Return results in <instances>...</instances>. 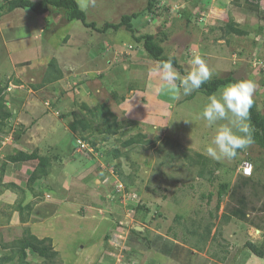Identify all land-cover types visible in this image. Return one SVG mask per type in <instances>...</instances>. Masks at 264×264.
<instances>
[{"label": "rangeland", "instance_id": "obj_1", "mask_svg": "<svg viewBox=\"0 0 264 264\" xmlns=\"http://www.w3.org/2000/svg\"><path fill=\"white\" fill-rule=\"evenodd\" d=\"M147 1L96 0L82 11L97 26L138 14L131 20L135 31L98 32L68 21L62 9L9 14L0 0V88L11 114L0 125L1 264H20L16 255L2 258L26 231L50 239L54 264H264L244 247L264 240V149L253 140L234 159H210L205 148L227 122L207 126L201 113L210 96L199 90L179 99L157 94L152 69L159 62L142 47V38L153 35L182 76L199 55L213 71L211 80L255 81L254 99L264 117V3L257 9L244 0H154L173 11L161 31L144 23ZM197 11L198 23L191 21ZM51 59L62 72L59 80H51ZM82 104L94 112L82 111L92 129L73 134L70 113ZM130 139L135 143L123 146ZM34 150L51 165L41 182L29 184L36 163L7 157ZM198 154L207 162H199ZM244 160L253 167L248 178L238 172ZM220 185L227 187L218 199ZM223 214L241 217L230 222ZM175 215L200 233L209 225L207 240L199 243L181 226L174 238ZM247 225L259 232L247 233ZM217 243L227 244V260L215 258L222 256ZM26 254L27 264H49L31 249Z\"/></svg>", "mask_w": 264, "mask_h": 264}, {"label": "trees", "instance_id": "obj_2", "mask_svg": "<svg viewBox=\"0 0 264 264\" xmlns=\"http://www.w3.org/2000/svg\"><path fill=\"white\" fill-rule=\"evenodd\" d=\"M238 1V0H237ZM244 3L247 4L250 7L257 8L259 9L263 3L264 0H244ZM5 7V12L6 13H12L17 9H29L33 13L37 15H43L46 14L50 8H55V9H62L66 12V19L68 21H73V20H79L82 22V24L85 27L91 28L93 30H96L98 32H105L107 30H113L117 31L121 27H124L127 31H133L132 25H131V20L136 19L138 17L137 13H131L130 15H123L121 16L120 20L117 23H110L106 22L102 26H97L93 22H88L86 14L82 9L79 8L77 2L75 0H39L36 2H32L30 0H4ZM154 0H148L146 9L148 11H152L154 7ZM240 2H237V5H239ZM195 16H192V19H195ZM196 22L195 20H191ZM153 27V26H151ZM229 29L231 32L236 33V34H243L241 31L236 30L235 28L229 26ZM143 39V49L146 53H148L155 61L161 62V61H166L169 58H165L163 56V49L160 45H157L153 41V35L147 34L144 36ZM105 46V45H104ZM173 60V65L175 67L181 68L176 63L175 58H172ZM51 70H56V73L54 76L51 77V80H59L61 78V71L57 67V63L55 59H51L48 63V71ZM49 74V73H48ZM243 78H233L232 76H228L226 78H217V79H212L206 84L202 85L201 89L199 91L203 93L206 96H211L213 93H215L221 86L227 85L229 83H235ZM4 90L5 88H0V125L3 123L5 120H7L11 114L9 110L5 106V100H4ZM192 97V96H190ZM102 110L107 111V106H101ZM82 111H88L89 114L94 115V112L88 110L87 106L81 105L79 109L73 110L70 113L71 116V121L68 123V128L73 134H81L85 131H90L91 125L93 124L90 120L86 118V115L82 113ZM107 115L111 117L113 120H115V116L107 111ZM250 124L252 128L254 129L253 133V140L262 148L264 149V117L259 113L257 110V102L254 99V104L252 108L250 109V116H249ZM106 123L108 121L106 120ZM114 129H118L117 125H113ZM109 128L106 131L107 134H109ZM91 143H93V138L89 139ZM135 143L134 139L128 140L123 146H128ZM95 149V148H94ZM115 154H117V151H114ZM186 156V155H185ZM197 158L199 159V162H207V159L203 158L202 155L198 154ZM7 161L10 163H23L27 161H34L36 164L33 167L31 174L28 178V183L29 184H34V182H41L47 174L48 170L51 165V160L50 158L46 156H41L37 153V150H34L31 153H27L24 151H17L14 155H10L7 157ZM191 163H194L192 160L189 159ZM198 161V160H197ZM203 165V163H202ZM4 169V166H2ZM219 167L218 163L214 164L213 170L208 171L209 175L212 176L214 174V171L217 170ZM2 169V170H3ZM203 169L201 167V170L199 172V175H203ZM227 186L225 185H220V191L218 193V199L222 197V192ZM27 209L30 208V205L26 206ZM216 210H218V204L216 206ZM26 217V216H25ZM222 217H224L225 220L230 219V217H238L240 218L241 215L236 216V214L231 215L229 214L228 216L226 214H223ZM181 217L179 215H175L174 217V223L175 226L170 228L171 235L174 238L178 237L177 234V229L178 227H183L184 228V233L191 234L193 236H197V239L199 240V243H203L207 238L209 237L210 234V229L209 225H205L202 229V233L199 231L197 232L196 228L189 227V226H184L183 223L180 224ZM192 228V229H190ZM186 229V230H185ZM183 231V230H182ZM198 233V234H197ZM215 233L219 234V231H216ZM132 234H137L135 230H132ZM138 235V234H137ZM221 234H219L220 236ZM215 237L213 236L211 241H214ZM49 238H45L42 240H38L35 236L31 235L28 233V231L25 232V235L22 239L18 240L15 242V246H12V254L10 256L3 257L2 260L4 261H10L13 259V255H16L20 261V264H27L26 258L27 254L26 251L28 249H31L34 253H36L39 257L43 258L45 262L49 264H54V258L56 256V252H54L51 248V243H50ZM262 244L259 246L256 244L257 242H252V241H246L244 244V247L254 256L258 258H264V240L261 241ZM219 250L222 253V256H215V258L225 261L227 257L225 256L227 251V244L223 245L220 243H217ZM197 247V246H196ZM198 248V247H197ZM201 250V248H198ZM1 264V263H0Z\"/></svg>", "mask_w": 264, "mask_h": 264}, {"label": "clouds", "instance_id": "obj_3", "mask_svg": "<svg viewBox=\"0 0 264 264\" xmlns=\"http://www.w3.org/2000/svg\"><path fill=\"white\" fill-rule=\"evenodd\" d=\"M77 3L82 10H87L89 7H95L96 0H77ZM158 7L159 5L154 4L152 11L146 10L147 15L144 23L146 26H153L162 31L166 26V21L170 19V13H173V11L171 9L169 13V9L167 11V8L162 10ZM154 11L153 22L149 24L146 19ZM163 13H166L167 17L162 23H158L159 15ZM201 15L198 11L193 14L197 23L202 21ZM189 55L186 57H189ZM190 65L187 75L182 76L173 66L171 57L166 61L157 63L152 69L158 81L155 89L157 94L179 99L181 94L184 96L191 95L211 80L213 71L203 57L194 56L190 61ZM257 87L255 81L241 79L223 86L218 96L213 94L208 98V102L201 113V118L207 122V126L218 125L221 121L227 122L219 124L214 137L205 148V153L210 159L215 161L234 159L237 157L239 150L248 148L254 142L249 116L250 109L254 104V93Z\"/></svg>", "mask_w": 264, "mask_h": 264}, {"label": "built area", "instance_id": "obj_4", "mask_svg": "<svg viewBox=\"0 0 264 264\" xmlns=\"http://www.w3.org/2000/svg\"><path fill=\"white\" fill-rule=\"evenodd\" d=\"M154 14H155V11L153 14L149 15V17L146 19L147 23L151 24L153 22L152 17ZM166 17H167L166 13L159 15V22L158 23H162L166 19ZM252 171H253L252 164L248 160H244L238 168L239 174L244 178L250 177L252 174Z\"/></svg>", "mask_w": 264, "mask_h": 264}, {"label": "crops", "instance_id": "obj_5", "mask_svg": "<svg viewBox=\"0 0 264 264\" xmlns=\"http://www.w3.org/2000/svg\"><path fill=\"white\" fill-rule=\"evenodd\" d=\"M37 1H39V0H37ZM75 1H76V0H75ZM34 2H36V1H34ZM76 2H77V1H76ZM77 4H78V3H77ZM9 14H11V13H9ZM55 14H56V15H59L57 12H54V15H55ZM134 31H135V30H134ZM104 47H105V46H104ZM227 216H228V215H227ZM227 220H229V219H227ZM232 220H236L235 217H230V222H231ZM238 222H239V221H238ZM233 226H235V228L233 229V230L235 231L236 228H237V223L234 224V225H232V227H233ZM247 226H248V225H247ZM248 227H250V228H248L247 233L250 232V230H254V231L257 230V231H258V229L256 228L255 225H254L253 227H251V226L249 225ZM232 236H233V233H232ZM231 246H234V244H232ZM257 259H258V260H262L261 258H258V257H257ZM226 260H227V259H226ZM170 262H171V260H170ZM171 264H172V262H171ZM173 264H177V263L173 261Z\"/></svg>", "mask_w": 264, "mask_h": 264}]
</instances>
